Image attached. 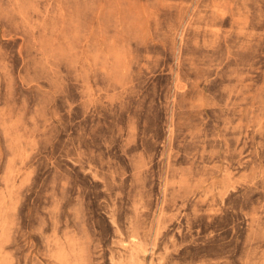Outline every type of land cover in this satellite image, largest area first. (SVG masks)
I'll return each instance as SVG.
<instances>
[{"label":"rangeland","instance_id":"1","mask_svg":"<svg viewBox=\"0 0 264 264\" xmlns=\"http://www.w3.org/2000/svg\"><path fill=\"white\" fill-rule=\"evenodd\" d=\"M0 264H264V0H0Z\"/></svg>","mask_w":264,"mask_h":264}]
</instances>
